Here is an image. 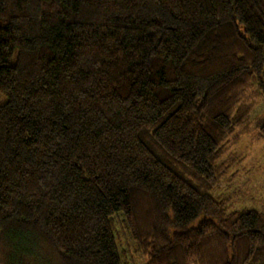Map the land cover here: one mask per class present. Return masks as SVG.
I'll return each mask as SVG.
<instances>
[{
	"label": "trees",
	"instance_id": "16d2710c",
	"mask_svg": "<svg viewBox=\"0 0 264 264\" xmlns=\"http://www.w3.org/2000/svg\"><path fill=\"white\" fill-rule=\"evenodd\" d=\"M262 102L264 0H0L1 260L264 264L210 195Z\"/></svg>",
	"mask_w": 264,
	"mask_h": 264
},
{
	"label": "rangeland",
	"instance_id": "374dc122",
	"mask_svg": "<svg viewBox=\"0 0 264 264\" xmlns=\"http://www.w3.org/2000/svg\"><path fill=\"white\" fill-rule=\"evenodd\" d=\"M263 121L264 102L254 109L247 124L238 130L231 146L232 152L243 156L230 170L236 173L231 179L234 183L210 193L215 200L229 198L233 201L230 204L232 209L264 210V138H260ZM40 253L44 256V252ZM130 260L131 264H145V259L140 255H132ZM0 264H5L1 258Z\"/></svg>",
	"mask_w": 264,
	"mask_h": 264
}]
</instances>
